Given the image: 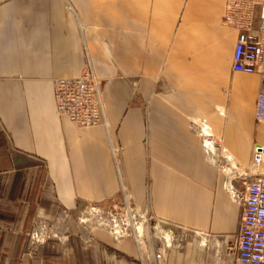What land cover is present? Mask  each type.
<instances>
[{
	"label": "crops",
	"instance_id": "0c3cea01",
	"mask_svg": "<svg viewBox=\"0 0 264 264\" xmlns=\"http://www.w3.org/2000/svg\"><path fill=\"white\" fill-rule=\"evenodd\" d=\"M225 7L0 0V264H142L156 244L169 245L167 264H237L243 207L225 183L244 190L264 147V86L232 69L238 31L222 23ZM89 61L106 119L80 128L58 115L53 82ZM109 200L142 217L130 235L75 224ZM39 220L65 223L30 254Z\"/></svg>",
	"mask_w": 264,
	"mask_h": 264
},
{
	"label": "built area",
	"instance_id": "2783aa9c",
	"mask_svg": "<svg viewBox=\"0 0 264 264\" xmlns=\"http://www.w3.org/2000/svg\"><path fill=\"white\" fill-rule=\"evenodd\" d=\"M222 23L238 31L233 54L232 69L244 74H258L264 86V1L226 0ZM54 97L58 115L68 117L80 128L105 123V107L101 95V80L96 76L89 61L79 77H58L54 79ZM256 119L264 122V89L258 94L255 110ZM119 152L118 147L113 149ZM264 147H254V159L244 174L250 177L244 190L237 187L232 179L225 186L231 197L243 207L237 238V264H264ZM131 223L125 224L115 216L113 225L121 224L124 234L130 235V228L139 223L140 215L127 208ZM120 219V220H119ZM122 222V223H121ZM45 220L34 224L29 233L30 254H36L41 245L53 236ZM44 231V233H42ZM169 245L156 244L152 254L141 256L142 264H167L166 248Z\"/></svg>",
	"mask_w": 264,
	"mask_h": 264
},
{
	"label": "rangeland",
	"instance_id": "374dc122",
	"mask_svg": "<svg viewBox=\"0 0 264 264\" xmlns=\"http://www.w3.org/2000/svg\"><path fill=\"white\" fill-rule=\"evenodd\" d=\"M240 171L247 172V170L245 168L240 169ZM234 175H235V173H233V176ZM122 205H121V203L119 204L118 200H109V201H106L104 203H90L88 205V207L84 210V214L82 216V218L85 219L86 222H82V224H80L79 219H77V217H75V224L76 225H82V226L84 225L88 229H90L92 227L93 228L97 227V229L100 228V229L105 230V231L113 232L112 226H113L114 221H112V220L115 216H120V218L122 219L121 221H123V223H125V224L131 223L130 217H128L127 215H123V214L118 213V207L119 206L122 207ZM141 220H142V218H139L138 221L142 222ZM46 223L49 224V226H48L49 229H51V228L55 229L54 224H56V221L52 220V221L46 222ZM64 223H65V221H60V222L57 221L56 226L63 225ZM150 224L153 226L154 222H150V220H148L147 225H150ZM129 229H130V227H129ZM51 239H53V238H51ZM170 243H171V240L168 239V244H170Z\"/></svg>",
	"mask_w": 264,
	"mask_h": 264
},
{
	"label": "bare ground",
	"instance_id": "6f19581e",
	"mask_svg": "<svg viewBox=\"0 0 264 264\" xmlns=\"http://www.w3.org/2000/svg\"><path fill=\"white\" fill-rule=\"evenodd\" d=\"M82 222H86L85 221V219H82L81 220ZM63 225H60V226H56L57 227V229L55 228V229H53V236L54 237H58V235H59V230H60V228L62 227ZM112 230H113V232H111V234H113V235H115L117 238L118 237H121V236H124V229H123V227H122V225L121 224H115V225H113L112 226ZM137 230H138V233L139 234H141V235H144V233H145V228H143V225H139L138 226V228H137ZM42 233H44V231L42 232ZM168 234H165V238H167L166 236H167ZM169 238H170V236H169ZM169 238H167V239H169Z\"/></svg>",
	"mask_w": 264,
	"mask_h": 264
}]
</instances>
